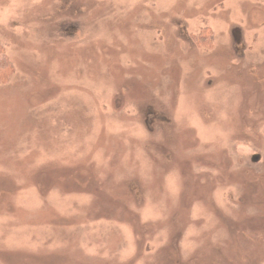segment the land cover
<instances>
[{
  "label": "rangeland",
  "instance_id": "rangeland-1",
  "mask_svg": "<svg viewBox=\"0 0 264 264\" xmlns=\"http://www.w3.org/2000/svg\"><path fill=\"white\" fill-rule=\"evenodd\" d=\"M0 47V264H264V0H0Z\"/></svg>",
  "mask_w": 264,
  "mask_h": 264
},
{
  "label": "trees",
  "instance_id": "trees-1",
  "mask_svg": "<svg viewBox=\"0 0 264 264\" xmlns=\"http://www.w3.org/2000/svg\"><path fill=\"white\" fill-rule=\"evenodd\" d=\"M204 40L211 41L212 35H204ZM0 71L5 72L4 76L6 75V78L12 73V64L9 62L8 58L6 57V54L4 50L0 47Z\"/></svg>",
  "mask_w": 264,
  "mask_h": 264
}]
</instances>
